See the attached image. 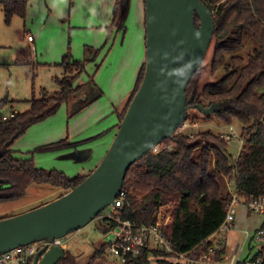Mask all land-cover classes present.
Here are the masks:
<instances>
[{
    "label": "trees",
    "instance_id": "trees-1",
    "mask_svg": "<svg viewBox=\"0 0 264 264\" xmlns=\"http://www.w3.org/2000/svg\"><path fill=\"white\" fill-rule=\"evenodd\" d=\"M143 2L145 8V0ZM210 2L213 5L207 6L213 17L214 32L209 45L213 50L209 72L221 77L202 87L203 66L196 70L185 91L189 110L183 123L189 121L190 126L178 128L170 140H163L158 153L150 152L132 164L122 186L126 196L119 209L120 217L148 227L169 216L170 223L162 231L174 254L151 246L141 250L135 258H126L124 264H151V261L181 264L180 254L199 261L204 246L217 240L225 220L232 198L227 182L234 183L239 203L264 198V92H259L264 88V0ZM27 3L28 0H0L5 22L8 24L14 17L24 19ZM121 8V0H117L108 40L98 49L86 47L85 53L90 55L87 62L108 55L114 40L112 32L122 21L119 18ZM195 22L198 24L197 18ZM250 42L252 49L245 54V47ZM84 60L74 59L68 47L57 64L63 70L62 78L57 80L59 91L52 95L42 92L39 99L33 96L26 111L12 113L5 119L0 117V204L21 200L33 184L59 189L62 191L60 197L90 173L69 178L54 170L45 171L37 168L33 159H16L12 148L30 127L54 115L79 91L81 86H75V82L84 71ZM144 68L145 63L132 93L117 115L119 122L142 82ZM194 104L203 107L216 104L217 109L211 115H203L205 120L217 125L238 126L243 144L236 161L220 133L210 128L195 131L197 118L191 116L190 119V110L197 111L191 108ZM191 133L195 134L190 137ZM11 139L13 142L1 152ZM68 145L65 138L35 150L56 151ZM107 248L106 244L100 245L85 264H107L104 259ZM221 251L216 253V259ZM60 264H77V261L65 254Z\"/></svg>",
    "mask_w": 264,
    "mask_h": 264
},
{
    "label": "rangeland",
    "instance_id": "rangeland-1",
    "mask_svg": "<svg viewBox=\"0 0 264 264\" xmlns=\"http://www.w3.org/2000/svg\"><path fill=\"white\" fill-rule=\"evenodd\" d=\"M143 1L128 0L126 14L121 19L118 28L120 34L115 48L106 56V59L101 55L94 62H87L90 55L88 52L85 53L86 47H90V43H94V41H99L100 37L107 42L108 36L103 37L101 35L95 38L92 31L106 29H101L98 23L93 22V19L91 22L87 20L83 10L86 4L85 0H68V2L65 0H29L25 18L14 17L8 24L5 22L0 7V117L10 116L13 110L18 113L26 111L29 109V101L32 100L33 96L39 99L42 97V92L46 91L52 95L59 91L57 80L62 78L63 70L54 63H60L68 47L76 60L85 59L84 71L75 82V86L80 85L81 88L69 99L66 105H69V111L73 113L80 108L82 101L86 99L89 101V109H84L85 111L82 109V113L77 115V119L71 123V120L66 117V111L64 109L61 110L62 112L60 111L63 107L61 106L54 115L30 127L24 133L25 135L16 141V145L12 146L13 149L16 146L23 153H26L24 151L33 152V163L37 168L45 171L54 170L73 178L78 174L84 175L87 171L89 172L104 157L107 150L104 151L103 149L111 141V135L104 138L106 145L103 144L98 149H96L94 142H87L84 138L76 142L75 145L84 143L85 148H91L94 151L93 157L84 165L77 164L80 161H78L80 155L76 151L77 148L74 149V147L69 146L56 151H36L35 145L44 147L45 144L48 145L65 139L66 135H62V133L66 130L72 131V126H87L105 114L103 122L99 125L107 126L111 120L112 122L117 120H115V113L111 109L122 100L121 104H123L119 109L122 110L126 99L135 87L138 70H141L140 67L145 63ZM203 1L209 6L213 5L210 0ZM51 4L55 5L54 8L50 6ZM73 6H77L78 9L76 10ZM92 22L93 29L88 27ZM117 22L119 23V20ZM28 37L31 38L30 42L27 40ZM251 49L252 43H247L244 53L247 54ZM212 53L213 50L210 47L201 64L204 69L200 83L202 87L218 81L221 77L209 72ZM259 92H264V88L260 89ZM99 94L100 97L96 98ZM191 116L197 118L198 125L195 130L197 132L203 128H210L217 134H221L231 125H217L209 122L205 120L203 114L195 110H190V119ZM189 123V121L185 123L182 129L188 128ZM232 125L238 130L236 124ZM104 131L100 133L103 134ZM85 133H91L90 128L84 133H75L73 139H79V137L85 136ZM195 133H191V135ZM237 146V141H232L229 146L234 161H236ZM72 151L75 152L73 158L62 157ZM82 167L86 168V171L81 170ZM230 187L232 191H235L233 182L230 183ZM61 193V190L50 185L33 184L21 200L0 204V218L19 215L35 209L58 198ZM110 211V206L106 207L95 220L80 231L61 238L60 247L66 255L74 257L77 264H85L102 244H106L108 247L104 256L105 262L107 264H111V261L118 263L117 259L111 257L108 250L112 240V232L102 220V216L112 214ZM242 240H239L241 247H243ZM151 264L156 263L151 261Z\"/></svg>",
    "mask_w": 264,
    "mask_h": 264
},
{
    "label": "water",
    "instance_id": "water-1",
    "mask_svg": "<svg viewBox=\"0 0 264 264\" xmlns=\"http://www.w3.org/2000/svg\"><path fill=\"white\" fill-rule=\"evenodd\" d=\"M127 5L128 0H121L119 18L125 16ZM144 12L143 79L104 157L64 195L25 213L0 219V254L80 231L114 204L128 168L163 140H170L185 121L189 110L186 87L209 49L213 17L203 0H145ZM82 102L73 114L89 101ZM191 108L211 115L217 105L194 104ZM12 142L13 139L6 143L1 152ZM72 156L70 152L62 157ZM46 249L44 246L37 252L32 264H58L65 256L60 246Z\"/></svg>",
    "mask_w": 264,
    "mask_h": 264
},
{
    "label": "built area",
    "instance_id": "built-area-1",
    "mask_svg": "<svg viewBox=\"0 0 264 264\" xmlns=\"http://www.w3.org/2000/svg\"><path fill=\"white\" fill-rule=\"evenodd\" d=\"M28 41H31L30 37H28ZM2 118L5 119L6 116ZM183 125L184 123L181 125L180 130ZM220 135L224 138L228 146H230L232 141H237V158L240 147L243 144L242 140L239 138L237 129L234 126H228L226 131ZM192 136L193 135H190V137ZM159 151L158 146L153 149L152 153L156 154ZM227 186L229 187L232 198L228 205L225 220L219 228L218 238L221 237L222 233L232 228L235 215L234 206L239 203L236 192L230 189L229 182H227ZM125 196V191L121 189L115 198L114 204L110 206V212H112V214L109 216H102L103 223L110 227L112 232V240L108 249L111 257L117 259L119 264H124L126 258H135L140 254L141 250L151 246L152 249L161 248L165 253L174 254L170 241L162 231V228H166L169 225L170 217L166 216L163 221H158L156 224L148 227L138 226L127 220H123L119 215V209L123 205ZM245 205L251 212L261 214L263 220L252 237L257 246V253L255 256L242 261L241 264H264V198L252 199ZM61 242V239H58L53 242L41 241L19 246L11 251L0 254V264H32L35 255L41 248L46 246V250H48L49 247L53 245L61 246ZM220 250L221 247L218 240H213L204 246L199 261L190 259L185 254H180L178 260L181 264H217L216 253Z\"/></svg>",
    "mask_w": 264,
    "mask_h": 264
},
{
    "label": "crops",
    "instance_id": "crops-1",
    "mask_svg": "<svg viewBox=\"0 0 264 264\" xmlns=\"http://www.w3.org/2000/svg\"><path fill=\"white\" fill-rule=\"evenodd\" d=\"M65 1L68 2V0H65ZM85 2H86V4H85V7L83 8V10H84L85 16L87 17V20L89 22H91V19H93V22L98 23L100 25L101 29L102 28L106 29V30H101V31H92V33L95 34V38L99 37L101 35L103 37H105L106 35L109 36L108 28L113 22V18H114L113 12H114L117 0H85ZM28 5H29V0L27 3V7H28ZM50 6L52 8H54L55 5L51 4ZM73 8H75L76 10L78 9L77 6H73ZM68 10H69V7H68ZM93 22L90 23V25L88 26L91 29H93V27H92ZM119 34L120 33H119L118 29L113 30L112 37L114 38V40L112 41V45L110 47L108 54L115 48V45H116L118 38H119ZM27 40H28V38H27ZM90 44H91V45H89L90 48L98 49L101 47V45L103 46L105 44V40L102 37H100L99 41H94V43L92 42ZM56 58H58V57H56ZM104 59H106V56ZM54 64H58V63H54ZM139 70H138V73H139ZM138 73H137V75H138ZM98 97H100V94L96 96V98H98ZM121 102H122V100L119 103H117V106L112 107V109H111L115 113V116H116L115 120L117 119L115 122H112V120H111V123H109L107 126L99 125L103 122L104 117L106 116V114H105L104 116L103 115L99 116V118H97L94 122H92L91 124H89L87 126L74 125V126H72L73 127L72 131L69 132L68 130H66L64 133L61 132L62 135H64V134L66 135V138L69 141V145L67 147L72 146V147H74V149L77 148L76 151H77L78 155H80L79 159H78L80 161H79V163H77L78 165H84L85 162L89 161L93 157L92 155L94 152V151H92L91 148H85L83 145L84 143L78 144V146L75 145L76 142L78 140H80L81 138H84V140H86L87 142H91V143L94 142L96 145V149H98L103 144L106 145L104 138L107 137L108 135H111V139H110L111 141L109 142L108 145H106V147L103 150L106 151L108 149V147L110 146V144H111V142H112V140H113V138L117 132L118 123H119L117 115L120 111L119 110L120 107L123 104V103L121 104ZM64 105H65V107H64ZM62 106L63 107H61L60 111L62 109H64V111H66V113H65L66 117L71 120V123L77 119L76 118L77 115L81 114L84 109L86 110L89 107V105H88L83 110L76 112L74 114L73 113L70 114L69 113L70 112L69 111V108H70L69 105L63 104ZM16 112H17L16 110H13L11 113H16ZM51 125H52V123H51ZM52 126H54V125H52ZM54 128H56V127H54ZM89 128H90L91 133H85L84 134L85 136L79 137V139H73L75 133L76 134L80 133V132L84 133ZM101 131H104L103 134L100 133ZM23 135H25V134H23ZM16 141L14 142L13 145H16V143H17ZM58 141H60V140H58ZM45 145H43V146H45ZM35 147L37 148L39 146L35 145ZM13 150H14L13 156L16 159H19V160L33 159V161H34L33 152L29 153L27 151H24L26 153H23L22 151H19V149H17L16 146H15V149H13ZM20 150H22V149H20ZM73 153H75V152H73ZM96 166L97 165H95L92 169L89 168L90 169L89 172H91ZM81 170L86 171V168L82 167ZM82 172H80V173H82ZM89 172L87 171L86 174H88ZM86 174H84V175H86ZM78 175H80V174H78ZM234 208H235V215H234V223H233L232 228L225 231L224 232L225 235L222 233L223 235L221 234L220 238H218V237L216 238L218 240V242L220 243L221 250H222L221 251L222 253L219 256V258L216 259L217 264H241L242 261L253 257L257 253V246L254 243L252 237H253V234L256 231V229L262 223V220H263L262 215L257 213V212H251L250 210L247 209V207L244 203H237L234 206ZM227 232H229V233H227ZM239 240L243 241L242 242L243 247H241ZM198 264H200V263H198Z\"/></svg>",
    "mask_w": 264,
    "mask_h": 264
},
{
    "label": "flooded vegetation",
    "instance_id": "flooded-vegetation-1",
    "mask_svg": "<svg viewBox=\"0 0 264 264\" xmlns=\"http://www.w3.org/2000/svg\"><path fill=\"white\" fill-rule=\"evenodd\" d=\"M61 260L58 262V264H60Z\"/></svg>",
    "mask_w": 264,
    "mask_h": 264
}]
</instances>
